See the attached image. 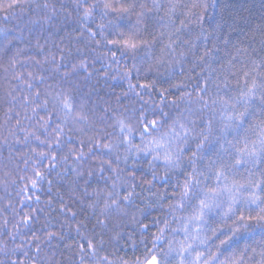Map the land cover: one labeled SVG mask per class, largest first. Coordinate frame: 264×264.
<instances>
[{"label": "clouds", "instance_id": "obj_1", "mask_svg": "<svg viewBox=\"0 0 264 264\" xmlns=\"http://www.w3.org/2000/svg\"><path fill=\"white\" fill-rule=\"evenodd\" d=\"M0 264H264V0H0Z\"/></svg>", "mask_w": 264, "mask_h": 264}, {"label": "snow or ice", "instance_id": "obj_2", "mask_svg": "<svg viewBox=\"0 0 264 264\" xmlns=\"http://www.w3.org/2000/svg\"><path fill=\"white\" fill-rule=\"evenodd\" d=\"M125 43H129L128 41H125ZM155 258H153V262H154Z\"/></svg>", "mask_w": 264, "mask_h": 264}]
</instances>
